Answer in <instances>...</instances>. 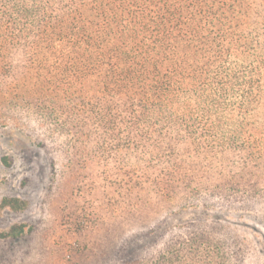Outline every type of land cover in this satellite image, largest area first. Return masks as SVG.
<instances>
[{
    "label": "trees",
    "instance_id": "obj_1",
    "mask_svg": "<svg viewBox=\"0 0 264 264\" xmlns=\"http://www.w3.org/2000/svg\"><path fill=\"white\" fill-rule=\"evenodd\" d=\"M0 124L105 181L33 264H264V0H0Z\"/></svg>",
    "mask_w": 264,
    "mask_h": 264
},
{
    "label": "rangeland",
    "instance_id": "obj_2",
    "mask_svg": "<svg viewBox=\"0 0 264 264\" xmlns=\"http://www.w3.org/2000/svg\"><path fill=\"white\" fill-rule=\"evenodd\" d=\"M51 153L38 148L17 126L0 124V235L13 227L22 229L15 239L0 238V264L42 263L53 238L64 234L76 217L108 214L99 168L92 167L94 173L86 178V172L67 169V156ZM259 211L264 223V207ZM197 213H180L171 224L200 219ZM260 231L264 233L262 224Z\"/></svg>",
    "mask_w": 264,
    "mask_h": 264
}]
</instances>
